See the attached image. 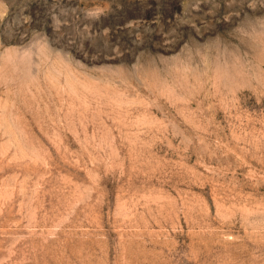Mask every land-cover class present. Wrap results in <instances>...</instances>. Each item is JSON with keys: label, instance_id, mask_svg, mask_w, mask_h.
Segmentation results:
<instances>
[{"label": "rangeland", "instance_id": "374dc122", "mask_svg": "<svg viewBox=\"0 0 264 264\" xmlns=\"http://www.w3.org/2000/svg\"><path fill=\"white\" fill-rule=\"evenodd\" d=\"M0 264H264V0H0Z\"/></svg>", "mask_w": 264, "mask_h": 264}]
</instances>
